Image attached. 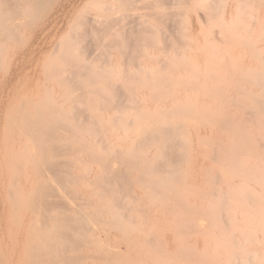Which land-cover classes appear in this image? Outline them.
Returning a JSON list of instances; mask_svg holds the SVG:
<instances>
[{"label": "bare ground", "instance_id": "6f19581e", "mask_svg": "<svg viewBox=\"0 0 264 264\" xmlns=\"http://www.w3.org/2000/svg\"><path fill=\"white\" fill-rule=\"evenodd\" d=\"M50 1L51 0H49V2ZM79 1L80 0H62L58 4L59 7H60V11L58 9V11L60 12V15L58 14L59 17L60 16H63V17L65 16L66 17L68 9L70 7L73 8L72 6H74L75 2H79ZM163 1L164 0H91L90 3H93V5H94V10H93L94 11V15L91 14L93 16V19L90 16L91 20H90V22H88L87 21L88 19L85 18L86 21H84V22H86V23H84L83 20L81 22L80 21L81 19H79L80 23L75 25V26L73 25V28L71 26L70 27L71 30H69L68 34L65 37L61 38V40L55 45L54 49L49 54L50 56L48 57V61L46 63V67H45L46 68L45 79H46L47 82H50L51 84L53 83L54 86L59 88L58 91L56 90V92L53 89L55 87H53L52 89H49L46 86L45 88L39 89L37 91V93H35V94L31 95V96L23 95L22 97H20L18 94L15 93V91L12 90L16 86H14L13 88L11 86H12L13 83H16L14 81H16V80L18 81V79L22 78V76L24 75L22 73L26 70V68L28 66L31 65V63H33L32 61L35 59L36 53L38 51H43L44 50L43 48L49 43V40H52L51 38L56 34V32L58 30V27H59V23H58L57 19L50 20L48 23L46 21L47 24L43 25L44 26L43 28L41 27L42 29H41L40 33H38L36 35L34 34L35 35L34 38L29 43L30 50H28L29 52L27 53L28 56H29L28 59H26L24 57H23V59L20 58L21 60H19V58L15 59L14 64L11 67V69L7 72V75L4 77V79L0 80V119H1V112L4 109V107H6L5 111L3 110L4 111L3 119H4V122H5V131H4L5 138L4 139H5V146L7 147L5 154L3 155V157L1 156L2 157V161H0L1 162L0 164L6 170L11 172L10 173V174H12V176H11L12 179L11 180L15 179V178H13V176L17 177L16 175L20 174V173H21V175L23 174L22 177L23 176L25 177L24 178L25 180H24L23 184L17 185L18 184L17 181L16 182L14 181V182L11 183L10 188H8V190L10 191L11 194L9 193L8 195L10 196L9 199H10V202H11V206L14 205L13 210L16 211L15 210L16 209L15 208L16 205H20V204L24 203L27 206V208L31 209V211H32L31 212L32 213L31 218L34 221L32 226H30V228L28 230H26L27 235L29 236V238L32 239V242H33L31 245L28 246V250L27 251H28V254H29V258L27 259L28 260L27 264H38L39 261H44L46 264H56L57 262H59V263L62 262V264H78L80 262V258H78L77 255H76V257H69V256H67V253L71 252V251H77V250H79V249H81L83 247V246H80V245L86 244V242L88 241L87 239H85L86 238V236H85L86 233L88 231H90V229L92 230L94 228L93 226H96L97 221L98 220L101 221L100 219H102L103 216L110 217L109 222H107L108 226L112 227L113 229L115 228L116 230H118V231H120L122 233V235H123V237H122L123 239L122 240L125 243H128L127 245L131 246V247L130 246L129 247L132 250V254L133 255H134V253H136V255L146 254V256L148 258L153 259V260H157L156 253H161L162 249H161L160 246L155 244V240L152 239L153 238L152 235H150L152 238L146 239L144 241H134V240H132L133 238L131 239V237H133L132 235L136 234L138 232L139 233L144 232L146 234V232L144 231L146 229L143 230L144 227L142 225H140L142 227L137 226V225H139V224H137L138 216L142 220H144V219L147 220L146 218H149V217H147V213L149 211L146 212L147 210L146 211L142 210L143 211L142 212L139 209L137 210V208L135 207V205L138 204L137 203L138 202L137 198H134V195H133V197L128 195L130 186L133 183H137V186L139 185L141 188H143L145 190L146 197H144V198H147V199L149 198L150 200H152V202L155 205H161L162 207L164 206L165 208L163 207V210L164 209L165 210L168 209L166 211L172 212L173 210H175L178 207V208L181 209V213L182 214L179 213L180 215H184V214L186 215V214H190L191 213L189 217H187L185 219H183L184 218L183 217L182 218L183 220H181V221L179 220V222L176 223L180 227V228H178V226H177V228L180 229L177 234L180 233V235H185L186 233H189V231L190 232L191 231L192 232L193 231H198L199 232L200 228L203 229V230L206 229V228H203V226H205V225L202 226V223L198 224L199 222L197 220H199V218L196 217V216L199 215L200 213H205L206 216L209 217L208 218L209 220H214L215 221V219H220L221 220V226H222V229H223L224 233H225V231L230 230V229L227 228V227H229V222H227V220H226V219H229L230 217L228 218L226 216V214H225V212H226L227 215H229L228 214L229 209L227 207L226 201L228 199L235 200V198H237L238 196H240V198H241V201L243 203V205L242 204L241 205L243 206L244 209H247V210L249 209V211L250 210H254V211L264 212V206L262 207V205L260 204L261 200L259 201L260 197H259V199L257 197H255V193H254L255 191L252 190V188H250V187H248V188L246 187L244 189L241 188L242 191L239 192V193L237 191L231 190V192L229 194H228V192L224 191V189H223V191H219V192L218 191H214L217 188L212 190L213 189L212 187L214 186L213 182H216V179H217V181H219L218 179H221V176H220V178H218L217 176L213 175L211 177V180H210V182H211L209 184L210 186L206 185V186L212 188V189L210 188L211 189L210 193L206 194V197L204 195L205 198L203 197V199L207 200V203L209 205V206L207 205L208 209H209V207H211L210 210H206L205 208H203V209L202 208L201 209H199V208L190 209L189 207L186 206V204L184 203L183 199L178 198L179 196L177 197L176 191L173 189L174 186H172V184H173L174 181H176L177 178L179 179V177L176 176V171H177L176 169L177 168L179 169V167H177V165L180 162H182V160L184 159L183 158V156H184L183 154H185L186 152H184L183 154H181V153L177 154V152H175L176 151L175 148H177V146H179L178 145L179 142L177 143L178 133L181 130L183 131V129H184L183 123L176 122V118L177 117L179 118V117H181L182 115H184L186 113V111L183 110L184 108L183 109H178L179 108L178 107V108H176L177 110H175L174 108H173V110H172V108H171V110H165V108L163 110L159 109L156 112H154L153 114H150L149 116H145L146 117L145 121H144V119H143L144 117L142 115V119H141L142 122L143 121L144 122L147 121L146 123H148L147 124L148 126H146V127L141 125V123L138 124L139 119H138V122L136 124H135L134 121L133 122L130 121V123H128V122H126L124 120V118H121L120 115L116 114L118 116H115V114H114L113 118H111L112 120L110 119L111 124L117 125V124H119V122H123V124H124V127L122 126L123 128L133 129L134 131H136L135 135L132 133V135H134L135 137L133 138L131 136L133 139H130V140H132L131 149L128 150V151H124L123 148H122V150L124 151L123 153H121V151H119V150H112V149H110L111 147L108 148L109 144L106 145V142H105L107 140L106 138L108 137V134L106 135L105 133H103L105 135V137L107 136L106 138H104V136L102 138V139L105 140V141L103 140L105 143L102 140H99L102 137L101 136L102 135L101 134L102 130H100V127L97 128L95 126L97 123L95 121V117L91 115L92 113L91 114L89 113L90 110L93 109L97 104L103 106L102 107L103 109L105 108L104 104H106V106H107V104H109V106H111V107L114 106L113 108L114 109L116 108L117 110L121 109V108L123 109L124 107H127L126 104H128V103H126V102L129 101L128 98L124 99L125 93L124 92L121 93V89H123V88L117 87L116 83L113 81L114 75H115V68H114L115 61H119V62H116V63H121L122 62L121 65L123 64V62L126 63L125 64V68H126L128 66L129 61L132 62L133 61L132 59L135 58V57L132 58L133 55H135L137 53L138 56H139V53L141 54L140 48L138 49V47L142 46L143 44L145 45V43L147 44L148 39H150V42H156L155 39H154L155 41L153 39H152L153 41H151V38L154 36V34H153L154 30L158 29L160 26H162V24L166 23V19L168 20V17H172V18L174 17L176 12H177L176 10L178 9V11H179L180 5H182V3H184L183 1H186L185 2V4H186L187 1H190V0H165L164 3H162ZM249 1L248 0H237V2H238L237 5L238 6L236 5L237 7H235V9L237 10L236 14H238L239 12H240V14L242 13L243 15H244V13L246 14V12L249 11V10H247V9H249V7L246 9V6L249 4L248 3ZM252 1L254 3L255 0H252ZM252 1H250V2H252ZM45 2H46V0H0V59L3 56L6 55L5 53H8V51H10L13 48L12 47L13 44L17 45L16 42H18V40H19V37H20V34H21L20 31L22 29L26 28V26L30 25L29 22H30V19L32 18L33 14L40 7H43L42 4H44ZM49 2H48V4H50ZM198 2H200L201 6L205 7V10L207 9L206 13H208V14H204L203 13L205 16H204V19H203L204 21L202 20V23H206V21H208L210 18L211 19L213 18V17H211L212 16L211 15L212 14L211 11L214 10L213 9L214 7H212L213 10L211 9V5L213 4V2H212V0H199ZM255 2H257V1H255ZM215 3H216V1H215ZM221 3L223 4V0L221 2L219 1L216 4L217 5L218 4L222 5ZM262 3H264V2H262ZM262 3H261V5H262ZM51 10H52V8H51ZM140 10H144V11H142L143 13H141V15L139 17H133V14H135L136 12H139ZM180 10H181V8H180ZM186 10L188 11L189 9H186ZM186 10L184 12H187ZM191 10H193V9H191ZM219 10H220V7H219L218 10H217V7H216V11H219ZM46 11H48V10H46ZM86 11L83 12L85 15L86 14L88 15V13L90 14L89 11H88V13H86ZM182 11L183 10H181V12ZM54 12H57V11H54ZM219 12H221V11H219ZM113 13L114 14H119L118 18L114 19L112 17ZM214 13H215V11L213 12V14ZM55 14L56 13H54V17H55ZM84 14L81 13V16H83ZM251 14H253V13H251ZM251 14H250V16H251ZM85 15L83 17H86ZM216 15L217 14H215L214 17ZM78 16L81 18L80 15H78ZM181 16H182V14H181ZM238 16L240 17V15H238ZM88 17L89 16H87V18ZM251 17L253 18V16H251ZM41 18H42V16H41ZM164 19H165V22H163L161 24V21H164ZM169 19H171V18H169ZM223 19H224V16H223ZM237 20H238V18H237ZM237 20H235L236 24H238ZM230 22H232V21H230ZM239 22L241 23L242 21H239ZM223 23L226 24L225 19L222 20V26L225 27V25ZM233 23H234V20H233ZM172 24H173V26L171 25V27L175 28V26H176V25H174L175 23H172ZM230 24H231V27H233L232 23H230ZM178 25H179V23H178ZM235 26L237 27V25H235ZM240 26H242V24H240ZM242 27H244V26H242ZM247 27L248 26H246V28ZM218 28L221 30L220 27H218ZM176 30H174V31L176 32ZM170 31H171V29H170ZM211 31H212V29H211ZM90 33H92L91 34L92 36H93V34H96V36H98L96 38L97 49L99 51L101 50L100 53L95 58L94 57H86L85 54H84L85 49L82 47L83 40H85V38ZM176 33H178V31ZM152 34H153V36H152ZM166 35H168V34H166ZM222 35H223V33H222ZM210 36H211V34H210ZM176 37H177V35L175 36V38ZM220 37H221V35H220ZM222 37H223V43H224V39L225 38H224V36H222ZM153 38H155V37H153ZM226 38H227V36H226ZM161 39H162V37H161ZM181 39H182V36H181L180 40ZM169 41H171V38H170ZM167 42H168V40H167ZM183 42H184V37H183V41H181L180 43L182 44ZM162 44L164 45L163 42H162ZM163 45H162L161 48H163ZM164 47H166V46L164 45ZM172 47H174V45H172ZM204 48H206V47H204ZM209 48H210V46H209ZM174 49L176 50V47ZM114 50H116V52H117V55H115V56H113L111 54V51H114ZM136 50H138L139 53L136 52ZM166 50H167V48H166ZM179 52L180 51H178L176 53H179ZM181 53H179V54H181ZM114 54H115V52H114ZM215 54H216V52H215ZM165 55H166V53H165ZM176 55L178 56L177 59H179L180 58L179 55L178 54H176ZM176 55H175V57H177ZM20 56H22V55H20ZM41 56H42V54H41ZM143 56L145 57V55H143ZM254 56H256V55H254ZM15 57H17V55ZM182 57H183V55H182ZM37 58L38 57H36V59ZM152 58L153 57H150V60ZM164 58H165V56H164ZM253 58L255 59V57H253ZM182 59H181L180 66L185 61V60H182ZM176 60H175L174 64L177 66V61ZM37 61L39 62L40 60H37ZM186 62L184 63L185 65H187ZM134 63H132V65ZM158 63H160L159 64L160 67L156 70V72L151 73V71H150V73H149L150 76H151L150 80H149V84L151 86H156V85L161 86V84H163L162 87H166V85L164 86V83H162L161 81L162 80L165 81L167 78L164 79V77L161 78V76L163 75V73L165 74L166 70H168L169 68L173 67L174 65L173 66L170 65V67H169V65L166 64V63H168L167 60H163V61L161 60V62L159 61ZM257 63H259V65H258L259 70L257 72L256 71L255 72H248V74H240L239 73L240 77L242 78V80L244 82L259 88L258 93L256 95L252 96L251 97V101H250L251 104L254 105L255 110L249 111V109H248V112H246V115H245V117L246 116L247 117H246V119L244 117L243 120H245L247 123H250V124L254 125L259 130L258 132H261V134L264 135V122L259 121L257 119V117H256V111L260 110V109H263V107H264V59L260 58ZM169 64H170V62H169ZM184 64L182 66L185 69V65ZM136 65L137 66L135 68H138L139 65H138L137 62H136ZM125 68H124V70H125ZM177 68H180V67H177ZM186 68H187V66H186ZM140 69L141 68H138L137 71H140ZM171 69L174 70L175 68H171ZM121 71L122 70H120V72ZM140 72H142V71H140ZM229 72H227V73H229ZM131 73H132V71H131ZM21 74H22V76H21ZM128 74H129V78L134 80L135 76H132L133 74L130 75V73H128ZM128 74L124 71V74H123L124 76L122 77L124 79H122V78L121 79L124 80V81L125 80L127 81L128 80L127 79L128 78ZM149 74L147 72V75H146V72H145V75L147 76V81L149 79V76H148ZM173 74H171V75H173ZM26 75L28 77V74H26ZM131 76L133 78H131ZM139 77H141L140 74H139ZM23 79H25V78L23 77ZM23 79H21V80H23ZM160 79H162V80L160 81ZM212 79L215 80L214 78H212ZM133 80H131V81H133ZM217 80L218 79H216V81ZM236 80L238 81V78ZM140 81L143 82V80H141V79L138 82H140ZM159 81L161 83H159ZM198 81H199V79H198ZM27 82H28V80H27ZM120 82H121V80H119L118 83L120 84ZM135 82H136V80H135ZM185 82H187L186 78H185ZM20 83L22 85V81H20ZM127 83L128 82H126V84ZM132 83L133 82H131L130 88H132V85H133ZM175 83H176V81H175ZM218 83H216V84H218ZM137 84H139V83H137ZM150 85H148V86H150ZM186 85H188V84H186ZM234 85H232V86H234L233 90L234 89L236 90V91L234 90L235 93L237 91L240 92L241 95L244 96V97L241 96L242 99L243 98L247 99L249 97L248 95L246 97L245 94H243L241 92V91L244 90V89L242 90V87L237 86L236 83H234ZM119 86H122V85L120 84ZM133 86L135 87L136 85H133ZM141 86H143V84ZM178 86H179V84H178ZM183 86L187 87L184 84H183ZM189 86L190 85H188V87ZM191 86L193 87V85H191ZM244 86H245V83H244ZM18 87H19V85H18ZM124 87L128 88V85H124ZM130 88H128L131 91V93L129 92V94L134 95V94L137 93V91H136V93H133L132 92L133 88L132 89H130ZM211 88H212V86H211ZM162 89H160V90H162ZM205 89L207 90L206 92H209V93L211 92L213 94V96H215V97H217L220 94V93H218V95H215V94H217L215 92L216 89H214V93H213L212 90L208 91L207 88H205ZM205 89H203V90L205 91ZM50 90L55 94L56 98L52 99L53 93H51V97H50V94H49ZM141 90H139V91H141ZM199 91H200V89H199ZM169 93H171V92H169ZM89 94L90 95H94V96L96 94H100V95L106 94L105 96H107V97L105 99H103V100L108 99V101H107V103L106 102L98 103L101 100L98 99L99 101L97 102V100H95L97 98H95L94 96H93L94 98H91L89 96ZM162 94L164 95V93H162ZM162 94L160 95V93H159V95H158V93H157L155 95H158V96L161 97ZM122 95L124 97H122ZM152 95H153V93L150 94L151 98H152ZM128 96L129 95H126V97H128ZM146 96H148V95H146ZM158 96H156V97H158ZM154 97L155 96H153V98ZM206 97H208V96H206ZM16 98H17V100H15ZM132 98H134V97L132 96ZM153 98H152V100H153ZM161 98L158 101H160ZM223 98H226L225 100H227V101H229V99H230V97H228L229 99L227 97H223ZM126 99L128 101H126ZM249 99H250V97H249ZM52 100H53V102H52ZM120 100H123V101H120ZM133 100H135V98ZM165 100H167V99H165ZM225 100H224V102H225ZM137 101H136V103H139ZM144 101H145V99H144ZM211 101H212V99H211ZM5 102H6L7 106L5 105ZM131 102H129L128 107L129 106L132 107V108L136 107L133 102H132L133 104L131 106L130 105ZM140 102L142 103V100ZM198 102H200V101H198ZM208 103H209V101L207 102V104ZM217 103H219V102H217ZM227 103L229 104V102H227ZM233 103H235V102H233ZM137 105L139 106V104H137ZM218 105H220V103ZM101 106H99V107L101 108ZM117 106H120V108H117ZM122 106H124V107H122ZM146 106H147V104H146ZM165 106H166V104H165ZM191 106H193V105H191ZM231 106H232V104H231ZM239 106L240 105H238L237 107H239ZM148 108H151V107H148ZM216 108H219V107L217 106ZM108 109H109V107H108ZM139 109L141 110V108H139ZM191 109H195V108L192 107ZM241 109L243 110L242 107H241ZM121 110H119V111H121ZM137 111H138V109L136 110V112ZM197 111H198V109H197ZM244 111H247V110L244 109ZM108 112H110V111H108ZM190 113L188 114V112H187L186 114H188L190 116L191 115ZM216 114H214V113L212 114L213 115L212 117L215 119V121L217 120L216 117L218 115V114L217 115ZM132 115H133V113H132ZM138 115H139V113H138ZM214 115H216V116H214ZM242 115H243V112H242ZM124 116H125V114H124ZM128 116H130V114ZM192 116L195 117L196 114L194 116V113H193ZM208 116H206V117H208ZM210 116H211V114H210ZM108 117H109V114H108ZM225 117H226V115H225ZM261 117H263V115ZM210 118L211 117L207 118L206 120H208ZM219 118L221 119V120H219L221 125H220V123H218L220 125L219 129L222 132H224L225 133L224 135H226L228 138H232L230 132L234 131V130L232 131V129H231L232 128V124L231 123H233V122H230L228 119H223V117L221 115H219ZM190 119H193V118H190ZM229 119H231V118H229ZM201 121H204V120H202V118H201ZM245 121H244V123H245ZM87 122H89V123L92 122L90 125L93 124V126L95 127V129H94L93 126L88 125L89 129L91 127V129L95 132V134L93 133L95 135V138H96V134L97 133L101 134V135L97 134V136H99L98 139H95L97 141V143H95L92 146L89 143H86L85 140L81 137V135L79 133V130H80L81 127H84V128L88 127L85 124ZM189 122H191V121H189ZM211 122L212 121H210V123ZM94 123H96V124L94 125ZM100 123H99V126H100ZM126 123H128V124H126ZM233 124H235V123H233ZM103 125H101L103 128L106 127L105 126V125H107L106 122ZM219 125H217V126L219 127ZM107 126L109 127L110 125H107ZM191 126H192V122H191ZM211 126H212V124H211ZM211 126H210V128H211ZM240 126L242 127V125H240ZM187 127H190V126L188 125ZM187 127L185 126L186 129H187ZM213 127H216L215 124L213 125ZM236 127H238V126L237 125L234 126L233 129H236ZM118 128H120V125H118ZM118 128H115V129H118ZM123 128H122V130H124ZM217 128H215V129H217ZM85 129L88 130L87 128H85ZM91 129L88 130L90 139H92L94 137V135L92 134L93 131ZM250 129H252V128H250ZM99 130H100V132H97ZM104 130H105V128H104ZM108 130H110V129H108ZM133 130H131V131H133ZM229 130H230V132H229ZM88 131L86 132L87 134H88ZM90 131H91V134H90ZM235 131L237 132V130H235ZM253 132H254V130H253ZM242 135H240V137H242V140H243L242 144L239 141L236 142L234 140V138H232L233 140H230V141H233V142H230V144L232 143V145H233V147H232L233 150L232 151L233 152L234 151H237V152L239 151V153H240V151L247 152V153L249 152L252 155V158H253V156L258 158V159L260 158L261 159L260 162H262L264 164V144L260 143V141H259V143H260L259 145H257V146L253 145L252 146V144L249 143L248 136L247 135H243L242 136ZM232 136H233V133H232ZM69 138H71V139L74 138L75 142L74 143L70 142V144L67 143ZM126 138H127V136H126ZM235 138H236V136H235ZM109 139H110V137H109ZM263 139H264V137L262 138V140ZM0 140H1V138H0ZM216 140H218V139H216ZM254 140H256V139L254 138ZM259 140H261V139H259ZM212 141H214V140H212ZM100 142H103L105 144L104 146H106V147H103V143L101 145ZM107 142H108V140H107ZM209 142L211 143V141H209ZM214 142L212 143L213 146H215V144H217L216 142L214 144ZM238 142L240 143V145H239ZM256 142H258V141H256ZM210 143H207L206 145L208 146V144H210ZM112 144H113V142H112ZM212 144H210V145H212ZM182 145H183V143L181 144V146ZM203 145H205V143ZM0 146H2V144ZM119 146H120V144H119ZM207 146H205V147H207ZM216 146L219 147V145H216ZM238 146H240V147H238ZM234 147H238V149H236ZM0 148H2V147H0ZM146 148H152V150L154 149L155 150L153 152L154 155L151 156V157H150V155H149V157H148V155L144 156L141 152H142L143 149L145 150ZM1 150H0V152H1ZM216 150H215V152H214V150H211V151L214 152V155H216L215 154L217 152ZM219 150L222 151V154H224L223 156H225V157L230 155L229 151L226 148L225 149L221 148ZM192 151H193V149H192ZM81 153H83L84 155L86 154L90 159L93 160V162L95 164H97L96 166H98V168L100 170V173H99V176L97 178L95 177V181H92V180H91L92 182L91 181H87L84 178H81V176H77V175L72 174L73 170H75L76 168L78 169L80 167V164L84 163V162L82 163V161L80 163V159L78 157L79 154H81ZM239 153H237V154H239ZM1 154H2V152H1ZM190 154H191V152H190ZM246 155H248V154H246ZM69 156H73L74 157L72 163L70 162V160L69 161L66 160L65 162L61 161V160L58 161V158H60V157L61 158H67ZM206 157H207V159H209L208 155ZM229 158H231V156ZM246 158L248 159V157H246ZM210 159L213 160L216 165H219V161L214 160L212 158H210ZM87 160H88V158H87ZM114 160L116 161L117 165L120 163L121 166L116 167V164L113 163ZM235 160H233V159L230 160L231 164L233 163L234 165H237L236 164L237 161H235ZM248 161H249V159H248ZM252 162H254V167H255V164H256L257 161L256 162L252 161ZM233 164L231 166H233ZM250 165H251V163H250ZM256 166H258V163L256 164ZM253 168L250 169L249 165H248V168L243 166L241 169H239L240 170L239 171L240 176L242 178H245V179H250V178L253 179V178H255L253 176L254 175V171H255V170H253ZM133 169H136L137 171H139V174L136 175V176H139V177H137V179H135V180H132V179L130 180L128 178V172L129 171L131 172V170H133ZM89 170H90V168H89ZM217 170H218V168H217ZM227 170L224 169L223 173H224V171H227ZM30 171L31 172L34 171L36 177L33 176V174H31ZM86 172L88 173L89 171L87 170ZM218 172H219V170H218ZM228 172H229V170H228ZM257 172L258 171H256V173ZM207 173L210 174V172L208 170H207ZM256 173H255V175H256ZM226 174H228V173L226 172ZM219 175H221V174H219ZM84 176H85V174H84ZM181 176H183V175H181ZM224 176H225V174H224ZM34 177H35V179H34ZM261 178H262V185H261V182H260L257 185V187L261 185V187L263 189V193H264V171H262ZM16 179H18V178H16ZM257 179H258V176H257ZM241 180H239V181H241ZM2 181L3 180H1V182ZM22 181H20V182L22 183ZM236 181H238V180H236ZM256 181L257 180H255V182ZM233 182H235V181H233ZM175 183H177V182H175ZM187 183H188V180H187ZM5 184H7V182ZM79 184L81 186H84V188H87V189L98 188L99 192H98V194L95 195V197H97V199L100 201V203H102L103 201H106L108 203V205L106 207L104 206V208H101L100 210L97 211V210H93L96 207L93 206V204H92L93 202H92L90 206L94 207L92 209V211H93V213H95V211H96V213L92 215V214H89V213H87L85 211L84 212L80 211V215L78 214L79 216L77 215V217H75L73 215L71 216V215H69L67 213H62V211H60V210L55 211L54 209H57V208L61 209V208L65 207L67 209V206H65L67 202L65 201L66 202L65 203L63 201H60L59 199L57 200V198H54V196H53L54 192L56 190L59 191L58 189H62V188H66V190H67L68 187H71V186H74V185H79ZM180 184L182 186V183H180ZM184 184H186V181H185ZM244 184L246 185L247 183H244ZM211 185H213V186H211ZM240 185H242V183ZM240 185H239V188H240ZM18 186H19V189H21V191H23V193H24L25 189H31V193H30V195L28 197L25 198V202H23L22 198H20L19 195L18 196L16 195V191L18 190ZM181 186H179V187H181ZM221 186L219 185V187H221ZM261 187H260V189H261ZM184 188H185V185H184ZM135 189L136 188H134V190ZM188 189H189V187H188ZM72 190H74V189L72 188ZM184 190H186V189H184ZM191 190L193 191V189H191ZM239 190L240 189H238V191ZM18 192H19V190H18ZM65 193H63V195L67 196V195H65ZM67 193L70 194L71 191H69ZM73 193H74V191H73ZM195 193H196V191H195ZM86 194H87V192H86ZM196 194H198V192ZM4 195H3V197H4ZM71 195H68L67 197H69ZM74 195L75 194H73V196ZM58 196H59V198H61V195L57 194V197ZM189 196H191V194ZM79 197H78V199H80ZM89 197H92V196L89 195ZM137 197H139V196H137ZM233 197H235V198H233ZM72 198L73 197L67 198V199H72ZM74 198H76V197L74 196ZM139 198H141V197H139ZM88 199H87V201H88ZM83 200H84V198H83ZM141 201H143V199H141ZM238 202H240V199H239ZM62 203H65V204H62ZM75 203H77V202L75 201ZM139 203H142V202L139 201ZM149 203H151V201ZM80 204H81V202L79 204H75L74 206L78 205L80 207V210H81ZM78 206H77V208L79 209ZM99 206H101V205H99ZM68 209H69V207H68ZM20 210H21V208H20ZM247 210H246V212H247ZM75 211H77L79 213L78 210H75ZM11 212L12 211H9V214ZM229 213L232 214V212H229ZM192 214L194 216H192ZM257 214L261 215L258 212H257ZM234 215H236V213ZM251 215L253 216V214H251ZM225 216L227 218H225ZM202 217H203V215H202ZM13 218H14V216H13ZM15 218L13 219L14 223H16V219ZM262 218H264V217H262ZM18 219H20V218H18ZM243 219H244V216H243ZM204 220H206V219H204ZM209 220H206L207 221L206 223H208ZM255 220H257V219H255ZM176 221H178V220L176 219L175 222ZM217 221H219V220H217ZM234 221H236V220H234ZM253 221H254L253 218L249 216L248 217V221L245 220V223H246L245 225H248L247 222L249 223V222H253ZM20 222H22V220ZM126 222L128 223V225H126ZM240 222H242V221L240 220ZM103 223H106V222L103 221ZM209 223H211V222H209ZM210 225L213 227L212 223ZM255 226H257V225H255ZM258 227L264 231V223H260L255 228H258ZM208 228H210V226L207 227V229ZM13 229H12V231H13ZM222 229H221V232H222ZM15 230H17V229H15ZM150 230H152V229H150ZM232 230H234V229H232ZM240 231H241L240 233L243 232L242 233V234H244L243 237L244 236L246 237V239H244L246 243L247 242L248 243L251 242L252 240H254L255 237H257L256 233L253 234V233H251L252 231L248 232L247 229L246 230L245 229L242 230L240 228ZM208 232H210V231H208ZM208 232L205 231V232H203V234L207 235ZM221 232H219V234ZM121 233H120V235H121ZM228 233H229V231H228ZM21 234H23V233H21ZM145 234H144V236H145ZM177 234H175V235H177ZM15 235H16V233H15ZM222 235L223 234H221L220 236H222ZM235 235H236V233L232 234V232L228 234V239H227L228 240V244L226 246L227 249H228V252H231V249L233 250V249L236 248V241L237 240H235V238H236ZM24 236H26V235H24ZM96 236H98V235H96ZM213 236L214 235H211L210 237H213ZM154 237H156L155 239H157L156 235ZM16 238H17V236H16ZM16 238H14V239H16ZM90 239L92 240V238H90ZM100 239H102V238H100ZM136 240H138V239H136ZM221 240H222V237H221ZM95 242H97V241H95ZM98 242H99V240H98ZM158 242L161 243L162 241L161 242L158 241ZM105 243H107V242H105ZM246 243H245V245H246ZM263 243L264 242H262V244ZM28 244L29 243H27V245ZM86 245H88V244H86ZM161 245H162V243H161ZM96 246H97L96 248H98V252L97 253H99V255L97 256V259H99V261L101 260L103 262V264H136L133 261V259H132V254H124L121 251H115V249L111 250L109 246L107 247L104 244H99V245H96ZM212 246H214V245H212ZM216 247H212V248L216 249ZM240 247H243L247 257H240V256H238V255H236L234 253L235 255L232 257V259H230L231 257H230V255H228L229 256V260H230V261L227 260L228 264H261L264 261V256H262V254H261L262 251L260 253L254 252V253L248 254V251H247L248 248L247 247H246V249H245L244 245L240 246ZM140 249H141V251H139ZM215 249H213V250H215ZM242 252H243V250H242ZM197 253L194 250L191 251V250H185V249L182 250V249H180L179 251L176 252V254H174L173 256H170V259L172 261L171 264H179L181 260L183 262L186 261V260L187 261L190 260L191 262H193V261L199 259L200 257H204L203 258L204 260L208 259V258L205 257L206 256L205 253H204L205 256H201L202 254L200 255V254H197ZM85 254H87V253H85ZM215 254H217V253L214 251V255ZM220 254H222V253H220ZM10 256H12V255H10ZM73 256H74V254H73ZM79 257H81V256H79ZM207 257H209V256H207ZM214 257L217 259L218 256L217 257L214 256ZM81 258H83V254H82ZM84 258H85V256H84ZM15 260H13V262ZM221 261L223 263V261H225V260L221 259ZM260 261H261V263H260ZM83 262H85V261H83ZM216 263H217V260H215V264ZM86 264H87V262H86ZM92 264H94V263L92 262ZM210 264H212V263H210Z\"/></svg>", "mask_w": 264, "mask_h": 264}, {"label": "rangeland", "instance_id": "374dc122", "mask_svg": "<svg viewBox=\"0 0 264 264\" xmlns=\"http://www.w3.org/2000/svg\"><path fill=\"white\" fill-rule=\"evenodd\" d=\"M62 1V0H61ZM60 0H51L49 2V0L42 4L43 7H40L32 16V18L30 19V25L26 26V28L22 29L20 32V37H19V40L17 43V45L13 44L12 45V49L10 51H8V53H5L6 55L3 56L1 59H0V80L4 79V77L7 75V72L11 69V67L13 66L14 64V61L15 59H18L21 60L24 58L28 59V50H30V45L29 43L31 42V40L34 38V36L38 33H40L41 29L44 27L43 25L47 24L50 20H54V19H57L58 20V23H59V27H58V30L56 32V34L51 38L52 40H49V43L42 49L43 51H38L36 53V57H38L32 61L33 63H31L30 66H28L26 68V70L22 73L24 74L22 76L21 79H23V77L25 79L21 80V79H18V81H14L16 83H13L12 84V88L14 87L12 90L15 91L16 94H18L20 97H22L23 95H28V96H31L35 93H37V91L41 88H45L46 86L49 88V89H54V91L56 92V90L58 91V87L54 86V84L52 85L50 82H47L46 79H45V71H46V63L48 61V57L50 56L49 54L51 53V51L54 49L55 45L61 40L62 37H65L69 30H71V26L73 28V25H77L80 23V21L83 22L86 21V19H88L87 21L90 22V16L92 17L93 19V16L91 14L94 15V5L93 3H90L91 0H80L79 2H75L74 6H72L73 8H69L68 9V12L66 14V17L64 16H60V7H59V3L61 2ZM165 1V0H164ZM164 1L162 3H164ZM199 0H190V1H187V3L185 4L186 1H183L184 3H182V5H180V8L181 10H183L181 12L180 8H179V11L178 9L176 10V14L175 16L172 18V17H168V20L166 19V23L162 24L163 22H165V19L164 21H161V24L162 26H160L158 29H155L154 30V36L152 34L153 37L155 38H151V41H153L154 39L156 40V42H150V39H148V42L147 44L145 43V45L143 44L142 46L138 47V49L140 48V52L141 54L138 52V50H136V52L139 53V56L138 54L136 53L135 55H133L132 59L134 62L136 61L139 65L138 68H141L140 71H137L138 68H135L137 65H136V62L134 63L133 61H129L128 63V66L125 68V64L123 62V66L121 65V63H116V62H119V61H115V75H114V79L113 81L116 83V86L117 87H120V88H123L121 89V93H125V97L122 95V97L125 98H128V100L126 99V106L127 107H124L122 110L121 109H114L113 107L114 106H109V104H104L105 105V108L103 109L101 105H96L93 109L90 110V114L92 116L95 117V121L96 123H94V125L98 128L100 127V130L101 131V134L97 133L98 135H101V139L99 140H104L102 139L103 136L104 138L105 135L103 133H105L106 135L108 134V137L106 138L108 140L105 141L106 142V145H108V148L111 147L110 149L112 150H119L121 151V153H123L124 151H128L131 149V144H132V140L130 139H133L135 136V132L133 129H126V128H123L124 127V124L123 122H119V124L117 125H113L111 124V121L110 119L113 118L114 114L115 116H118L120 115L121 118H124V120L128 123L131 122H135V124L138 122V119H139V122L138 124L141 123V125H143L144 127L148 126L146 122H144L146 120V117L145 116H149L150 114H153L154 112H156L157 110H163L165 108V110H173V108L175 110H177L176 108L178 109H183L186 111V113L188 112V114L190 113L191 115L189 116L188 114H184L182 115L181 117H177L176 118V122H180V123H183V131L181 130L179 133H178V138H177V143L179 142V146H177V148H175V152H177V154L181 153L183 154L184 152H186L185 154H183V160L182 162H180L177 167H179V169L177 168L176 170V176L179 177V179L177 178L176 181L173 182V184L175 182L174 185L172 184L173 189L176 191V194H177V197L180 198V199H183L184 200V203L186 204L187 207H189L190 209H196V208H199V209H203L205 208L206 210H210L211 207H209L208 209V203H207V200L206 199H203L204 195L206 197V194L210 193L211 189L214 190V191H226L228 192V194L231 192V190H234V191H237L238 193L242 191V189L244 188H252V190H254L253 192L255 193V197H257L259 199V201L261 200V205L262 207L264 206V193H263V189L261 187L262 185V178H261V175H262V171H264V164L261 161V159L259 158H256L253 156L252 158V155L248 152H242L239 151H232V143L230 144V142H233V141H230V140H233L232 138H234V140L237 142L239 141L241 144L243 143V140H242V137H240V135H247L248 138H249V143L252 144V146H257L259 145L260 143H263L264 144V139L262 140V138L264 137V135L261 134V132H258L259 130L252 124L250 123H247L245 120H243V118L245 117L246 115V112H248V109L249 111H253L255 110L254 108V105L251 104V97L256 95L258 93V90L259 88L256 87V86H253L251 84H248L246 82H244L242 80V78L240 77V74H248V72H257L259 70V63L258 60L260 58L264 59V2L263 0H255L257 2L250 0L252 2H250L249 0V4L246 6V9L249 7V11L246 12V14L244 13V15L242 16L240 14V12L238 14L237 13V10L235 9V7H237V0H223V4L220 5V4H216L218 3L219 1L221 2L222 0H212L213 4L211 5V9L212 7H214L211 11L212 12V16L213 17L212 19L210 18L208 21H206V23H202V20L204 19V14H208L206 13L207 12V9L205 10V7L204 6H201L200 5V2H198ZM259 1V2H258ZM261 1V2H260ZM48 2L50 4H48ZM58 2V3H57ZM257 5H256V4ZM262 3V5H261ZM198 4V5H197ZM216 4V5H215ZM48 5V6H47ZM215 5V6H214ZM237 5V6H236ZM197 8H196V7ZM216 7H217V10L219 9L220 7V10L221 12L219 11H216ZM226 7V8H225ZM52 8V10H51ZM56 8V9H55ZM224 8V9H223ZM59 9V11H58ZM186 9H189L188 11ZM193 9V10H191ZM202 9V10H201ZM48 10V11H46ZM70 10V11H69ZM87 10V11H86ZM187 11V12H184V11ZM53 11V12H52ZM54 11H57V12H54ZM88 13V11L90 12V14L88 13V15L84 14L83 12ZM142 11L144 10H140L139 12H136L135 14H133V17H139L141 15V13H143ZM205 11V12H204ZM215 11V13L213 14V12ZM223 11V12H222ZM179 12V13H178ZM38 13V14H37ZM51 13V14H50ZM53 13V14H52ZM54 13L55 14V17H54ZM81 13L84 14L86 17H83L81 16ZM182 16H181V14ZM204 13V14H203ZM219 13V14H218ZM253 13V14H251ZM44 14V15H43ZM48 14V15H47ZM59 14V15H58ZM217 14L215 17L214 15ZM224 14V15H223ZM253 16V18L250 16ZM80 15L81 18L78 16ZM240 15V17L238 16ZM42 16V18H41ZM49 16V17H48ZM51 16V17H50ZM87 16H89L87 18ZM119 14H114L113 13V18L116 19L118 18ZM178 16V17H177ZM221 16V17H220ZM223 16H224V19L226 21V24L225 27L222 26V20L223 19ZM245 16V17H244ZM36 17V18H35ZM40 17V18H39ZM45 17V18H44ZM48 17V18H47ZM54 17V18H53ZM57 17V18H56ZM59 17V18H58ZM176 17V18H175ZM181 17V18H180ZM244 17V18H243ZM39 18V19H38ZM53 18V19H52ZM61 18V19H60ZM86 18V19H85ZM171 18V19H169ZM180 18V19H179ZM239 21H242L241 23ZM243 18V19H242ZM79 19H81L79 21ZM217 19V20H216ZM221 19V20H220ZM242 19V20H241ZM44 20V21H43ZM61 20V21H60ZM163 20V19H162ZM178 20V21H177ZM233 20H234V23H233ZM237 20V23L236 24V21ZM47 21V23H46ZM61 23H60V22ZM79 21V22H78ZM171 23H170V22ZM204 21V20H203ZM210 21V22H209ZM232 21V22H230ZM87 22V23H88ZM218 22V23H217ZM220 22V23H219ZM76 23V24H75ZM86 23V22H84ZM83 23V24H84ZM172 23H175L174 25L175 28L171 27V25L173 26ZM179 23V25H178ZM232 23V26L231 27V24ZM33 24V25H32ZM170 24V25H169ZM182 24V25H181ZM185 24V25H184ZM208 24V25H207ZM240 24H242V26H244L246 28V26H248L246 29L242 26H240ZM229 27H228V26ZM237 25V27L235 26ZM30 26V27H29ZM42 27V28H41ZM220 27L221 30L218 28ZM171 31H170V29ZM180 28V29H179ZM228 28V29H227ZM61 29V30H60ZM160 29V30H159ZM177 29V30H176ZM212 29V31H211ZM235 29V30H234ZM24 30V31H23ZM174 30H176V32L178 31V33H176ZM246 30V31H245ZM169 31V32H168ZM174 31V32H173ZM233 31V32H232ZM27 32V33H26ZM25 33V34H24ZM58 33V34H57ZM161 33V34H160ZM171 33V34H170ZM173 33V34H172ZM223 33V35H222ZM35 34V35H34ZM92 33H90L86 38L85 40H83L82 42V47L85 49V56L86 57H96L100 51L97 49V41H96V38L98 36H96V34H93V36L91 35ZM163 34V35H162ZM168 34V35H165ZM183 34V35H182ZM211 34V36H210ZM24 35V36H23ZM172 35V36H171ZM177 35V37L175 38V36ZM179 35V36H178ZM221 35V37H220ZM29 36V37H28ZM57 36V37H56ZM174 36V37H173ZM182 36V39L180 40ZM224 36V43H223V37ZM227 36V38H226ZM23 37V38H22ZM32 37V38H31ZM55 37V38H54ZM162 37V39H161ZM183 37H184V42L181 44L180 42L183 41ZM219 39H218V38ZM166 38V39H165ZM171 38V41H169ZM174 38V39H173ZM229 38V39H228ZM263 38V39H262ZM153 39V40H152ZM154 40V41H155ZM166 40V41H165ZM168 40V42H167ZM176 40V41H175ZM221 40V41H220ZM227 41V42H226ZM52 42V43H51ZM56 42V43H55ZM162 42L164 43V45L166 47H164V45L162 44ZM167 42V43H166ZM24 43V44H23ZM151 43V44H150ZM154 43V44H153ZM167 45H166V44ZM27 44V45H26ZM169 44V45H168ZM29 45V46H28ZM52 45V46H51ZM163 45V48H161ZM172 45H174V47H172ZM206 45V46H205ZM246 45V46H245ZM18 46V47H17ZM210 46V48H209ZM24 47V48H23ZM160 47V48H159ZM169 47V48H168ZM176 47V50L174 49ZM182 47V48H181ZM206 47V48H204ZM208 47V48H207ZM21 48V49H20ZM142 48V49H141ZM167 48V50H166ZM206 49V50H205ZM166 50V51H165ZM23 51V52H22ZM165 51V52H164ZM180 51L179 53H176V52ZM10 52V53H9ZM23 54H22V53ZM41 52V53H40ZM115 52V54H114ZM216 52V54H215ZM166 53V55H165ZM19 54V55H18ZM42 54V56H41ZM111 54L113 56L117 55V52L116 50L114 51H111ZM110 54V55H111ZM178 54L179 55V59L178 56L176 55ZM17 55V57H15ZM22 55V56H20ZM24 55V56H23ZM145 55V57L143 56ZM161 55V56H160ZM175 55L177 57H175ZM183 55V57H182ZM185 55V56H184ZM256 55V56H254ZM27 56V57H26ZM165 56V58H164ZM40 57V58H39ZM150 57H153L151 60H150ZM158 57V58H157ZM188 57V58H187ZM255 57V59L253 58ZM21 58V59H20ZM177 60H176V59ZM183 58V59H182ZM185 58V59H184ZM3 59V60H2ZM160 59V60H159ZM177 61V66L174 64L175 60ZM181 59L182 60H185L182 65L186 62L187 65H185V69L184 67L180 64H181ZM37 60H40L39 62ZM161 60H167L169 67L170 65L173 66L171 68H175L174 70L169 68L168 70H166L165 74L163 73V75L161 76V78L164 77V79H166L165 81L160 79V81L162 83H164V86L166 85V87H162L163 84H161V86L159 85H156V86H151L149 84V80H150V71L151 73H154L156 72V70L160 67L158 63L159 61L161 62ZM174 60V61H173ZM173 61V62H172ZM4 64H3V63ZM170 62V64H169ZM132 63H134L132 65ZM179 65V66H178ZM2 66V67H1ZM187 66V68H186ZM177 67H180V68H177ZM182 67V68H181ZM2 68V69H1ZM125 68V70H124ZM196 68V69H195ZM119 69V70H118ZM228 69V70H227ZM120 70H122L120 72ZM145 70V71H144ZM172 72H171V71ZM239 70V71H238ZM242 70V71H241ZM124 71L128 74L130 73L133 74L132 76H135L134 77V80L133 79H130L129 78V74H128V80L124 81L122 78L124 75ZM130 71V72H129ZM132 71V73H131ZM137 71V72H136ZM199 71V72H198ZM230 71V72H229ZM123 72V73H122ZM134 72V73H133ZM145 72H146V75H147V72H148V76H149V79L147 81V76L145 75ZM196 74H194V73ZM229 72V73H227ZM238 72V73H237ZM242 72V73H241ZM43 73V74H42ZM118 73V74H117ZM174 73V74H173ZM240 73V74H239ZM28 74V77L27 75ZM139 74L141 77H139ZM142 74V75H141ZM173 74V75H171ZM239 75V76H238ZM3 76V77H2ZM131 76V78H133ZM143 76V77H142ZM213 76V77H212ZM116 77V78H115ZM127 77V76H126ZM139 79H138V78ZM208 77V78H207ZM211 77V78H210ZM30 78V79H29ZM118 78V79H117ZM122 78V79H121ZM136 78V79H135ZM143 78V79H142ZM145 78V79H144ZM185 78H186V81L185 82ZM199 81H198V79ZM212 78H214L215 80H213ZM238 78V81L236 80ZM143 80L138 82L139 80ZM172 79V80H171ZM184 81H183V80ZM216 79H218L216 81ZM26 80V81H25ZM28 80V82H27ZM119 80H121L120 84L122 86H119L120 84L118 83ZM133 80V81H131ZM136 80V82H135ZM182 80V81H181ZM20 81H22V85L20 83ZM130 81V82H129ZM146 83H145V82ZM159 81V83H161ZM176 81V83H175ZM180 81V82H179ZM198 81V82H197ZM235 81V82H234ZM242 81V82H241ZM18 82V83H17ZM126 82H128L126 84ZM131 82H133L132 84L133 85H136L135 87L132 85V88H130L131 86ZM135 82V83H134ZM174 82V83H173ZM194 82V83H193ZM219 82V83H218ZM224 82V83H223ZM119 85H118V84ZM139 83V84H137ZM158 83V84H159ZM181 83V84H180ZM212 83V84H211ZM215 83V84H214ZM218 83V84H216ZM223 83V84H222ZM234 83H236L237 86L239 87H242V90L241 91L243 94H245V96L247 97V95L250 97L247 98V99H242V96L240 92H236L233 90L234 88ZM244 83H245V86H244ZM143 84V86L141 85ZM150 86H148V85ZM179 84V86H178ZM183 84L187 87H184ZM190 85L188 87V85ZM19 85V87H18ZM124 85H128V88L132 89L133 93H137L132 95V94H129V92L131 93V91L124 87ZM146 85V86H145ZM174 85V86H173ZM176 85V86H175ZM193 85V87L191 86ZM208 85V86H207ZM212 88H211V86ZM234 85V86H232ZM249 85V86H248ZM145 86V87H144ZM170 86V87H169ZM230 86V87H229ZM137 87V88H136ZM141 87V88H140ZM150 87V88H149ZM161 87V88H160ZM192 87V88H191ZM196 87V88H195ZM227 87V88H226ZM232 87V88H231ZM163 88V89H162ZM167 88V89H166ZM171 88V89H170ZM207 88L208 91L209 90H212L213 93H214V89H216V93L215 95H218V93H220L217 97L213 96V94L210 92H206L207 90L205 89V91L203 89ZM231 90H230V89ZM248 88V89H247ZM252 88V89H251ZM128 89V90H127ZM142 89V90H141ZM162 89V90H160ZM200 89V91H199ZM257 89V90H256ZM123 90V91H122ZM141 90V91H139ZM171 90V91H170ZM229 90V91H228ZM247 90V91H246ZM17 91V92H16ZM49 91V90H48ZM135 91V92H134ZM145 91V92H144ZM160 91V92H159ZM163 91V92H162ZM168 91V92H167ZM203 91V92H202ZM223 91V92H222ZM21 92V93H20ZM141 92V93H140ZM166 92V93H165ZM171 92V93H169ZM193 92V93H192ZM20 93V94H19ZM51 93H53L51 90L49 92L50 94V97H51ZM147 93V94H146ZM152 98L153 96H155L152 100L150 94H152ZM160 93V95L162 93H164V95L162 94V98L158 95H155V94ZM176 93V94H175ZM196 93V94H195ZM208 93V94H207ZM228 93V94H227ZM235 93V94H234ZM139 94V95H138ZM212 94V95H211ZM234 96H233V95ZM106 94H96L95 96L94 95H90L89 96L91 98H97L95 100H97V102L99 100L98 103L100 102H106L108 101V99L106 100H103L105 99L107 96H105ZM126 95H129L128 97H126ZM135 98V100H133L134 98H132V96ZM148 95V96H146ZM192 95V96H191ZM194 95V96H193ZM202 95V96H201ZM208 97H206V96ZM227 95V96H226ZM251 95V96H250ZM94 96V97H93ZM102 96V97H101ZM104 96V97H103ZM150 96V97H149ZM158 96V97H156ZM213 96V97H212ZM230 97L229 101L225 100L226 98H223V97ZM242 96V97H241ZM100 97V98H99ZM166 97V98H165ZM176 97V98H175ZM188 97V98H187ZM191 97V98H190ZM195 97V98H194ZM215 97V98H214ZM245 97V98H246ZM53 98H56L55 97V94L53 93V96H52V99ZM139 98V99H138ZM143 98V99H142ZM150 98V99H149ZM161 98L160 101H158L159 99ZM169 98V99H168ZM212 101H211V99ZM51 99V98H50ZM99 99V100H98ZM145 99V101H144ZM167 99V100H165ZM203 99V100H202ZM210 99V100H209ZM222 99V100H221ZM17 100V98L15 99ZM138 100V101H137ZM142 100V103L140 102ZM158 102H157V101ZM176 100V101H175ZM179 100V101H178ZM205 100V101H204ZM216 100V101H215ZM225 100V102H224ZM248 100V101H247ZM120 101H123V100H120ZM125 101V100H124ZM133 102L135 104L136 107H134L136 110L138 109V113L136 112V110L132 107H128L129 105V102ZM139 102V103H136ZM182 101V102H181ZM200 101V102H198ZM209 101V103L207 104V102ZM215 101V102H214ZM222 101V102H221ZM232 103H231V102ZM53 102V100H52ZM130 103V105L132 106L133 103ZM145 102V103H144ZM174 102V103H173ZM220 105H218L219 103ZM229 102V104L227 103ZM235 102V103H233ZM123 103V102H122ZM125 103V102H124ZM163 103V104H162ZM166 106H165V104ZM168 103V104H167ZM180 103V104H179ZM217 103V104H216ZM139 104V106L137 105ZM148 107H151V108H148ZM232 104V106H231ZM234 104V105H233ZM5 105H6V102H5ZM144 105V106H143ZM157 105V106H156ZM168 105V106H167ZM193 105V106H191ZM197 105V106H196ZM238 105H240L243 110L241 109V107H237ZM7 106V105H6ZM101 106V108L99 107ZM143 106V107H142ZM182 106V107H181ZM219 107V108H216V107ZM225 108H224V107ZM231 108H229V107ZM234 106V107H233ZM253 106V107H252ZM107 107V108H106ZM109 107V109H108ZM153 107V108H152ZM157 107V108H156ZM163 107V108H162ZM169 107V108H168ZM195 108V109H191V108ZM5 108L4 107V111H5ZM113 108V109H112ZM117 108H120V106H117ZM131 108V109H130ZM141 108V110L139 109ZM146 108V109H145ZM240 108V109H239ZM189 109V110H188ZM198 109V111H197ZM218 109V110H217ZM239 109V110H238ZM247 110V111H244ZM2 110L1 112V119H0V145L2 144V148H0L1 152H0V161H2V157L3 155L5 154L6 152V146H5V134H4V131H5V122H4V119H3V116H4V111ZM112 110V111H111ZM121 110V111H119ZM128 112H127V111ZM145 110V111H144ZM147 110V111H146ZM194 110V111H193ZM257 110V109H256ZM264 107L263 109H260V110H257L256 111V117L259 121H262L264 122ZM96 111V112H95ZM100 111V112H99ZM110 111V112H108ZM117 111V112H116ZM190 111V112H189ZM223 111V112H222ZM237 111V112H236ZM243 112V115H242V112ZM99 112V113H98ZM124 112V113H123ZM127 112V113H126ZM142 112V113H141ZM198 112V113H197ZM231 112V113H230ZM245 112V113H244ZM101 113V114H100ZM105 113V114H104ZM123 113V114H122ZM133 113V115H132ZM137 113V114H136ZM148 115H147V114ZM194 113V116L196 114L195 117H193ZM216 114L217 115V120L215 121V119L212 117L213 115L212 114ZM220 113V114H219ZM227 113V114H226ZM234 113V114H233ZM263 113V114H262ZM3 114V115H2ZM108 114H109V117H108ZM118 114V115H116ZM125 114V116H124ZM130 114V116L128 115ZM211 114V116H210ZM142 115H143V119L144 121L142 122ZM187 115V116H186ZM198 115V116H197ZM208 117H206V116ZM214 115V116H216ZM219 115H221L223 117V119H228L230 122H233L231 123L232 124V131L233 132H229L231 133V137L232 138H228L226 135H224L225 133L222 132L219 128H220V121L221 120L219 118ZM226 115V117H225ZM263 115V117H261ZM124 116V117H123ZM140 116V117H139ZM186 116V117H185ZM205 116V117H204ZM185 117V118H184ZM188 117V118H187ZM211 117L210 119L206 120L207 118ZM225 117V118H224ZM247 117V116H246ZM245 117V119H246ZM100 120H98V119ZM119 118V117H118ZM126 118V119H125ZM182 120H181V119ZM184 118V119H183ZM190 118H193V119H190ZM195 118V119H194ZM201 118L202 120L204 121H201ZM213 118V119H212ZM231 118V119H229ZM120 119V118H119ZM131 119V120H130ZM180 119V120H179ZM187 119V120H186ZM199 119V120H198ZM103 120V121H102ZM112 120V119H111ZM137 120V121H136ZM192 122V126H191V122ZM193 120V121H192ZM206 120V121H205ZM212 121L210 123V121ZM209 121V122H208ZM218 121V122H217ZM245 121V123H244ZM102 124H101V123ZM106 124L107 125H110L109 127L107 125H105L106 127L105 130L104 128L101 126L103 124ZM210 124H208V123ZM238 124H237V123ZM89 122L85 123L87 126L90 125L92 122ZM99 123H100V126H99ZM114 123V122H113ZM125 123V122H124ZM126 123V124H128ZM143 123V124H142ZM189 123V124H188ZM203 123V124H202ZM206 123V124H205ZM217 123V124H216ZM220 123V125L218 124ZM84 124V125H85ZM122 124V125H121ZM186 124V125H185ZM212 124V126H211ZM215 124L216 127H213V125ZM85 125V126H86ZM98 125V126H97ZM118 125H120V128H118ZM190 126V127H187V126ZM219 125V127L217 126ZM238 126L236 127V129H233L234 126ZM242 125V127L240 126ZM90 126H93L90 125ZM104 126V125H103ZM117 126V127H116ZM123 126V127H122ZM185 126L187 127V129L185 128ZM211 126V128H210ZM245 126V127H244ZM251 126V127H250ZM94 127V126H93ZM126 127V126H125ZM218 127V128H217ZM244 127V128H243ZM254 127V128H253ZM4 128V129H3ZM87 128L88 130L89 129V126L88 127H85ZM84 127H81L80 130H79V133L81 135V137L85 140L86 143H89L91 146L94 145L95 143H97V141L95 139H98L99 136H97L96 134V138H95V132L93 131L92 134L94 135V137L92 139H90V136H89V131L86 130ZM103 128V129H102ZM115 128H118V129H115ZM122 128L124 130H122ZM217 128V129H215ZM252 128V129H250ZM95 129V127H94ZM110 129V130H108ZM126 129V130H125ZM219 129V130H218ZM250 129V130H249ZM2 130V131H1ZM97 131V132H100ZM133 130V131H131ZM211 130V131H210ZM237 130V132L235 131ZM254 130V132H253ZM88 131V134L86 133ZM106 131V132H105ZM111 131V132H110ZM130 131V132H129ZM221 131V132H220ZM250 131V132H249ZM113 132V133H112ZM120 132V133H119ZM186 132V133H185ZM243 132V133H242ZM252 132V133H251ZM110 133V134H109ZM116 133V134H115ZM132 133L134 135H132ZM184 133V134H183ZM232 133H233V137L232 136ZM242 133V134H241ZM90 134H91V131H90ZM120 134V135H119ZM180 135V136H179ZM189 137H188V136ZM202 135V136H201ZM238 135V136H237ZM242 135V136H243ZM116 136V137H115ZM127 136V138H126ZM133 138H132V137ZM201 136V137H200ZM256 140H254V138ZM110 137V139H109ZM230 137V136H229ZM258 137V138H257ZM113 138V139H112ZM124 140H123V139ZM200 138V139H199ZM209 138V139H208ZM251 138V139H250ZM112 139V140H111ZM181 139V140H180ZM218 139V140H216ZM261 139V140H259ZM114 140V141H113ZM121 140V141H120ZM212 140H216L215 142L217 144H215L214 141ZM225 142H224V141ZM96 141V142H95ZM103 141V142H104ZM111 141V142H110ZM129 141V142H128ZM207 141V142H206ZM211 141V143L209 142ZM258 141V142H256ZM260 141V143H259ZM70 142H75L74 138H69L68 142L70 144ZM103 142H100L101 145ZM104 142V143H105ZM113 142V144H112ZM203 142V143H202ZM215 144V146H213V143ZM224 142V143H223ZM238 142V143H239ZM72 143V144H73ZM99 143V142H98ZM103 143V147H106L104 146L105 144ZM130 143V144H129ZM183 143V145L181 146V144ZM188 143V144H187ZM202 143V144H201ZM205 143V145H203ZM207 143H210L208 144V146L206 145ZM239 143V145H240ZM120 144V146H119ZM187 144V145H186ZM229 144V145H228ZM114 145V146H113ZM125 147H124V146ZM128 145V146H127ZM194 145V146H193ZM202 145V146H201ZM216 145H219V147H217ZM231 145V146H230ZM5 146V147H4ZM119 146V147H118ZM193 146V147H192ZM207 146V147H205ZM186 147V148H185ZM210 147V148H209ZM216 147V148H215ZM240 147V146H238ZM238 147H234L236 149H238ZM123 148V150H122ZM221 148H226L230 155L229 156H223L224 154H222V151H220L219 149ZM126 149V150H125ZM193 149V151H192ZM195 149V150H194ZM217 149V150H216ZM231 149V150H230ZM144 150V149H143ZM142 150V154L144 156H147L150 157L154 155V149L152 150V148H146L144 151ZM211 150H215L217 151L214 155V152L211 151ZM147 152V153H146ZM191 152V154H190ZM212 152V153H211ZM194 153V154H193ZM239 153V154H237ZM213 154V155H212ZM237 154V155H236ZM248 154V155H246ZM81 155V156H80ZM191 155V156H190ZM193 155V156H192ZM208 155L209 159H207L206 156ZM219 155V156H218ZM233 155V156H232ZM2 156V157H1ZM231 156V158L233 160H236L237 161V165H234L233 163V166H231V162L230 160H232L231 158H229ZM79 159H80V163L82 161L83 164H80V167L75 170L72 171V174L74 175H77V176H81V178H84L85 180L87 181H95V177L97 178L99 176V173H100V170L98 168V166H96L97 164H95L93 162L92 159H90L86 154L84 155L83 153L79 154ZM235 157V158H234ZM248 157V159L246 158ZM61 158V157H60ZM58 158V161L61 160V161H69L72 163L73 161V156H69L67 158ZM88 158V160H87ZM189 158V159H188ZM210 158L214 159V160H217L219 161V165H216L215 162L213 160H211ZM219 158V159H218ZM240 159V160H239ZM90 160V161H89ZM229 160V161H228ZM244 160V161H243ZM248 162H247V161ZM252 161H257L256 164L258 163V166H256L255 164V167H254V162ZM63 162V163H64ZM245 164H244V163ZM1 163V162H0ZM114 164H116V167H119L121 166V164L119 163L117 165L116 161L114 160L113 161ZM229 163V164H228ZM243 163V164H242ZM251 163V165H250ZM89 164V165H88ZM183 164V165H182ZM248 165H249V168H253L254 171V177L255 178H250V179H245V178H242L240 176V173H239V169H241L243 166L247 167L248 168ZM262 165V166H261ZM89 171L88 173L86 172L87 170L84 168V167ZM217 166V167H216ZM260 166V167H259ZM3 166L0 164V179L3 180L1 182L0 180V264H27L28 262V258H29V254H28V246L31 245L33 242H32V239L29 238V236L27 235V232L26 230H28L30 228V226H32V224L34 223L33 219L31 218L32 216V211L31 209L27 208V206L23 203V204H20V205H16L15 206V210H13V206H11V202H10V196L8 195L10 193V191L8 190V188H10L11 186V183L12 182H16L17 181V185H20V184H23L24 183V176L22 177L21 173L20 174H17L16 176L17 177H14L15 178L14 180H11V176L12 174H10L11 172H9L8 170H6L4 167L2 168ZM97 167V168H96ZM236 167V168H235ZM90 168V170H89ZM181 168V169H180ZM219 172H218V170ZM234 168V169H233ZM256 168V169H255ZM259 168V169H258ZM228 170L227 171H224L223 173V170ZM238 171H237V170ZM179 170V171H178ZM207 170L210 172L207 173ZM221 170V171H220ZM4 171V172H3ZM86 173H85V172ZM91 171V172H90ZM231 171V172H230ZM256 171H258L256 173ZM31 172V171H30ZM33 172V173H32ZM31 174H33V176H35V172L32 171ZM84 172V173H83ZM206 172V173H205ZM226 172L228 174H226ZM134 173V174H133ZM182 173V174H181ZM238 173V174H237ZM256 173V175H255ZM259 173V174H258ZM85 174V176H84ZM87 174V175H86ZM139 174V171H137L136 169H133L131 170V172L129 171L128 172V178L131 180H135L137 179V177L139 176H136ZM209 174V175H208ZM221 174V175H219ZM223 174V175H222ZM225 174V176H224ZM234 174V175H233ZM3 175V176H2ZM133 175V176H132ZM183 175V176H181ZM217 176L218 178H220L221 176V179H218L219 181H217L216 179V182H213L214 186L212 188L211 187H208L210 186L209 184L211 183L210 180H211V177L212 176ZM260 175V176H259ZM84 176V177H83ZM93 176V177H92ZM185 176V177H184ZM210 176V177H209ZM229 176V177H228ZM239 176V177H238ZM252 176V177H253ZM257 176H258V179H257ZM4 177V178H3ZM36 177V176H35ZM34 177V179H35ZM182 177V178H181ZM18 178V179H16ZM33 178V177H32ZM92 178V179H91ZM232 178V179H231ZM236 178V179H235ZM5 179V180H4ZM206 179V180H205ZM234 179V180H233ZM242 179V180H241ZM245 179V180H244ZM252 179V180H251ZM23 180V181H22ZM187 180H188V183H187ZM227 180V181H226ZM236 180H241V181H236ZM255 180H257L255 182ZM11 181V182H10ZM22 181V183L20 182ZM91 181V182H92ZM186 181V184H184ZM235 181V182H233ZM7 182V184H5ZM231 182V183H230ZM255 184H254V183ZM261 182V185L257 187V185ZM182 183V186L181 184ZM217 183V184H216ZM242 183V185H240ZM244 183H247L246 185ZM178 184V185H177ZM225 184V185H224ZM6 187H5V186ZM184 185H185V188H184ZM190 185V186H189ZM208 185V186H206ZM217 185V186H216ZM219 185L221 187H219ZM239 185H240V188H239ZM79 186V187H78ZM181 186V187H179ZM227 186V187H226ZM5 187V188H4ZM74 190H72V188ZM71 187H68L67 190L66 188H62V189H58L59 191H55L54 192V198H57V200L59 199L60 201H63L66 203L65 206H67V209L64 207V208H57V209H54L55 211L57 210H60L62 211V213H67L69 215H73L75 217H77V215L79 214L80 215V211L81 212H87L89 214H95L93 213L92 209L94 207H96L95 209L93 210H100L101 208H104V206L106 207L108 205V203L106 201H103L102 203H100V201L97 199V197H95L96 194H98L99 192V189L98 188H90V189H87V188H84V186H81L80 184L79 185H74V186H71ZM189 187V189H188ZM261 187V189H260ZM134 188H136L134 190ZM186 190H184V189ZM211 188V189H210ZM228 190H227V189ZM235 188V189H234ZM242 188V189H241ZM5 189V190H4ZM65 191H64V190ZM140 189V190H139ZM141 188L139 185L137 186V183H133L131 184L130 186V189H129V192H128V195L133 197L134 195V198H137L138 200V204L135 205V207L137 208V210L139 209L140 211L142 210H147L146 212L147 213V217L149 218H146L147 220H142L139 216L137 218V226L139 227H144V230L146 232V234L144 232H141V233H136V234H133L131 237L132 240L134 241H144L146 239H149V238H152L153 240H155V244L160 246L161 249H162V252L161 253H156V257H157V260H153V259H150L146 256V254H139V255H136V253H134V255L132 254V250L130 249V245H127L128 243H125L122 239L123 235L120 231L116 230L115 228L113 229L112 227L108 226L107 222H109L110 220V217L108 216H103L102 219H100L101 221H97L96 223V226H93L94 228L90 231H88L86 233V238L87 239L86 241V244L84 245H80V246H83L81 249L77 250V251H71V252H68L67 253V256L69 257H77L80 258V262L78 264H92V262L94 264H103V262L99 259H97V256L99 255L98 252V248H96L97 246L96 245H99V244H104L106 245L107 247L109 246L111 250H114L115 251H121L123 252L124 254H132V259L133 261L136 263V264H171L172 261L170 259V256H173L174 254H176L177 251H179L180 249H185V250H191V251H195L197 254H202L201 256H205L204 253L206 254V258L208 259H203L204 257H200L199 259L191 262L190 260L189 261H180L179 264H215V260H217V263L216 264H228V261L229 260V256L230 255V259H232V257L236 254L240 257H247V255L245 254V250L243 249V247H240V246H245V249L246 247L248 248V254H251V253H254V252H258L260 253L261 251V254L262 256H264V243L262 244V242H264V231L262 229H260L259 227L258 228H255L257 227L260 223H264V212H259V211H254V210H250L249 209H244L243 208V203L241 201V198L240 196H238L237 198H235V200L233 199H228L226 201V204H227V207L229 209L228 211V214L225 212L226 216L229 218V219H226L227 222H229V227H227L229 231V233L232 232V234H235V240L236 241V248L235 249H231V252H228V249H227V244H228V231H225V233L223 232V229H222V226H221V220L220 219H215L214 220H209L206 216L205 213H200L199 215H197L196 217L199 218V220H197L196 222L198 224H201L202 223V226L203 225H207L206 227L203 226V228H206V229H201L200 228V231H189V233H186L185 235H180L177 234L178 231L180 228L176 223L179 222V220H183L187 217L190 216V214H184V215H180L179 213H181V209L180 208H176L175 210H173L172 212H168L166 210L168 209H164L163 210V207L161 205H155L152 200H150L149 198H144L146 197V192L145 190ZM193 189V191L191 190ZM237 189V190H236ZM238 189H240L238 191ZM257 189V190H256ZM260 189V190H259ZM3 190V191H2ZM19 190V192H18ZM18 190L16 191V195L20 198H22L23 202H25V198L28 197L31 193V189H25L24 193L23 191H21V189H19V186H18ZM90 190V191H89ZM71 191V193H67ZM74 191V193H73ZM136 193H135V192ZM185 193H184V192ZM187 191V192H186ZM198 192V194L195 193ZM259 191V192H258ZM67 194H66V193ZM87 192V194H86ZM257 192V193H256ZM63 193H65V195H71L72 193L75 194L74 196L76 198H74L73 194L69 197L67 196H64ZM143 193V194H142ZM183 193V194H182ZM189 193V194H188ZM193 193V194H192ZM2 194V195H1ZM5 194V195H4ZM11 194V193H10ZM57 194L58 195H61V198H59V196L57 197ZM191 194V196H189ZM196 194V195H195ZM259 194V195H258ZM4 195V197H3ZM78 195V196H77ZM85 195V196H84ZM89 195H91L92 197H89ZM2 196V197H1ZM80 196V197H79ZM141 198H139V197ZM71 198L73 197L72 199H67V198ZM78 197L80 199H78ZM143 197V198H142ZM204 197V198H205ZM84 198V200H83ZM89 198V199H88ZM92 198V199H91ZM187 198V199H186ZM4 199V200H3ZM88 199V201H87ZM91 199V200H90ZM140 199V200H139ZM141 199H143V201H141ZM187 201H186V200ZM240 199V202H238ZM71 202H70V201ZM82 200V201H81ZM90 200V201H89ZM96 200V201H95ZM237 200V201H236ZM4 201V202H3ZM7 201V202H6ZM75 201L77 203L75 204H80L81 206V210H80V207L79 209L77 208V206H74L75 204ZM142 202V203H139ZM151 201V203H149ZM93 202V203H92ZM230 202V203H229ZM238 202V203H237ZM3 203V204H2ZM65 203H62V204H65ZM70 203V204H69ZM73 203V204H72ZM91 203L93 204V206L91 207ZM95 203V204H94ZM229 203V204H228ZM233 203V204H232ZM240 203V204H239ZM97 204V205H96ZM101 206H99V205ZM103 204V205H102ZM242 204V205H241ZM2 205V206H1ZM155 205V206H154ZM208 205V206H207ZM239 205V206H238ZM99 206V207H98ZM197 206V207H196ZM12 207V208H11ZM69 207V209H68ZM71 207V208H70ZM152 207V208H151ZM195 207V208H194ZM235 207V208H234ZM238 207V208H237ZM240 207V208H239ZM242 207V208H241ZM21 208V210H20ZM135 208V209H136ZM147 208V209H146ZM161 208V209H160ZM165 208V207H164ZM233 208V209H232ZM65 209V210H64ZM85 209V210H84ZM236 209V210H235ZM69 210V211H68ZM75 210H78L79 213ZM247 210V212H246ZM9 211H12L10 214H9ZM14 211V212H13ZM72 211V212H71ZM236 211V212H235ZM242 211V212H241ZM69 212V213H68ZM92 212V213H91ZM143 212V211H142ZM229 212H232V214H230ZM257 212L261 215H258ZM20 213V214H19ZM75 213V214H74ZM145 213V212H144ZM236 213V215H234ZM245 213V214H244ZM250 213V214H249ZM172 216H171V215ZM182 214V213H181ZM224 214V215H225ZM243 214V215H242ZM253 214V216L251 215ZM78 215V216H79ZM138 215V214H137ZM136 215V216H137ZM203 215V217H202ZM13 216L14 218L16 219V223H14L13 221ZM22 218H21V217ZM26 218H25V217ZM192 216H194L192 214ZM225 216V218H227ZM243 216H244V219H243ZM252 217L253 218V222H247L248 225H245V220L248 221V217ZM184 217V218H183ZM195 217V218H196ZM234 217V218H233ZM246 217V218H245ZM20 218V219H18ZM183 218V219H182ZM236 218V219H235ZM4 219V220H3ZM177 219L178 221L175 222V220ZM197 219V218H196ZM203 219V220H202ZM209 220V222L212 223L213 227L210 225L211 223H206L207 221L206 220ZM238 219V220H237ZM242 222H240V220ZM257 219V220H255ZM261 219V220H260ZM22 220V222H20ZM108 220V221H107ZM142 220V221H141ZM219 220V221H217ZM236 220V221H234ZM26 221V222H25ZM106 222V223H103ZM239 221V222H238ZM25 222V223H24ZM218 222V223H217ZM9 223V224H8ZM23 223V224H22ZM29 223V224H28ZM206 223V224H205ZM257 223V224H256ZM2 224V225H1ZM20 224V225H19ZM145 224V225H144ZM209 224V225H208ZM19 225V226H18ZM99 225V226H98ZM126 225H128V223L126 222ZM142 225V226H140ZM220 227H219V226ZM232 225V226H231ZM257 225V226H255ZM16 226V227H15ZM25 226V227H24ZM149 226V227H148ZM178 226V228H177ZM181 226V225H180ZM207 229V227H209ZM236 226V227H235ZM97 227V228H96ZM99 227V228H98ZM213 229H212V228ZM247 227V228H246ZM10 228V229H9ZM14 228V229H13ZM106 228V229H105ZM217 228V229H216ZM222 229V232H221V229ZM240 228L243 230V229H247L248 232H251V233H256V236L254 238V240H252L251 242H245L244 239H246V237L240 233ZM249 228V229H248ZM13 229V231H12ZM17 229V230H15ZM152 229V230H150ZM178 229V230H177ZM219 229V230H218ZM234 229V230H232ZM238 229V230H237ZM260 229V230H259ZM15 230V231H14ZM151 232H150V231ZM250 230V231H249ZM259 230V231H258ZM263 232H262V231ZM24 231V232H23ZM149 231V232H148ZM205 231H210L208 232L207 235H204L203 232ZM258 231V232H257ZM90 232V233H89ZM199 234H198V233ZM218 234H217V233ZM219 232H221L219 234ZM16 233V235H15ZM23 233V234H21ZM121 233V235H120ZM145 236H144V234ZM213 233V234H212ZM259 233V234H258ZM141 234V235H140ZM177 234V235H175ZM221 234H223L222 236H220ZM261 234V235H260ZM10 235V236H9ZM26 235V236H24ZM98 235V236H96ZM108 235V236H107ZM152 235V237L150 236ZM157 236V239H155L156 237L154 236ZM211 235H214L213 237H210ZM226 235V236H225ZM259 235V236H258ZM17 236V238H16ZM19 236V237H18ZM96 236V237H95ZM184 236V237H183ZM141 237V238H140ZM146 237V238H145ZM148 237V238H147ZM179 237V238H178ZM221 237H222V240H221ZM13 238V239H12ZM16 238V239H14ZM28 238V239H27ZM92 238V240L90 239ZM96 238V239H95ZM102 238V239H100ZM105 240H104V239ZM145 238V239H144ZM176 238V239H175ZM182 238V239H181ZM214 238V239H213ZM262 238V239H261ZM109 239V240H108ZM138 239V240H136ZM143 239V240H142ZM18 240V241H17ZM27 240V241H26ZM99 240V242H98ZM97 241V242H95ZM158 241H162V245L161 243H159ZM240 241V242H239ZM107 242V243H105ZM218 242V243H217ZM246 245H245V243ZM257 244H256V243ZM27 243H29L27 245ZM109 243V244H108ZM252 244V245H251ZM254 244V245H253ZM262 244V245H261ZM92 245V246H91ZM214 245V246H212ZM218 245V246H217ZM20 246V247H19ZM91 246V247H90ZM130 246V247H129ZM217 246V247H216ZM212 247H216L215 248H212ZM226 247V248H225ZM86 248V249H85ZM212 248V249H211ZM91 249V250H90ZM117 249V250H116ZM215 249V250H213ZM219 249V250H218ZM243 252H242V250ZM251 251H250V250ZM83 250V251H82ZM85 250V251H84ZM217 250V251H216ZM227 250V251H226ZM236 250V251H235ZM26 251V252H25ZM87 251V252H86ZM141 251V249L139 250ZM214 251L217 253L214 255ZM13 252V253H12ZM23 252V253H22ZM87 254H85V253ZM95 252V253H94ZM224 252V253H223ZM242 252V253H241ZM71 255H70V254ZM74 256H73V254ZM78 253V254H77ZM92 255H90V254ZM211 253V254H210ZM222 253V254H220ZM235 253V254H234ZM241 253V254H240ZM244 253V254H243ZM17 256H16V255ZM82 254H83V258L82 257ZM243 254V255H242ZM4 255V256H3ZM12 255V256H10ZM24 255V256H23ZM218 256L217 259L214 257V256ZM19 256V257H18ZM81 256V257H79ZM85 256V258H84ZM209 256V257H207ZM220 256V257H219ZM261 256V257H262ZM9 257V258H8ZM16 257V258H15ZM214 257V258H213ZM222 257V258H221ZM228 257V258H227ZM8 258V259H7ZM16 260H15V259ZM25 258V259H24ZM92 258V259H91ZM219 259V260H218ZM222 260H225L223 261L222 263ZM13 260H15L13 262ZM153 260V261H152ZM169 260V261H168ZM210 260V261H209ZM228 260V261H227ZM2 261V262H1ZM5 263H4V262ZM85 261V262H83ZM197 261V262H196ZM220 261V262H219ZM152 262V263H151ZM155 262V263H154ZM196 262V263H195ZM225 262V263H224ZM261 263V261H260ZM264 264V261L262 262ZM261 263V264H262ZM38 264H46L44 261H39ZM56 264H62V262H57Z\"/></svg>", "mask_w": 264, "mask_h": 264}]
</instances>
